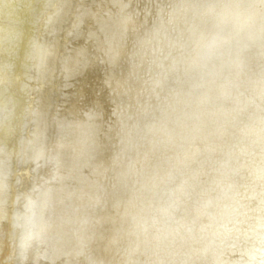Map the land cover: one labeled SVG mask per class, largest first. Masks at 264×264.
Wrapping results in <instances>:
<instances>
[{
  "label": "rangeland",
  "instance_id": "obj_1",
  "mask_svg": "<svg viewBox=\"0 0 264 264\" xmlns=\"http://www.w3.org/2000/svg\"><path fill=\"white\" fill-rule=\"evenodd\" d=\"M16 1L0 0V264H264V0H137L123 53L96 68L89 98L105 107L85 110L92 127L78 141L61 118L49 146L42 117L21 203L50 0ZM82 38L74 27L59 108L77 87Z\"/></svg>",
  "mask_w": 264,
  "mask_h": 264
},
{
  "label": "bare ground",
  "instance_id": "obj_2",
  "mask_svg": "<svg viewBox=\"0 0 264 264\" xmlns=\"http://www.w3.org/2000/svg\"><path fill=\"white\" fill-rule=\"evenodd\" d=\"M136 1L94 0L92 4H88V0L49 1V8L46 14H43L44 16H42L38 26L36 46L30 67V98L26 110L24 132L20 143L22 162H20L19 168H17L19 184L12 200L17 199V202L21 203L28 193L29 185L34 178L31 172L32 163L30 160L39 147L36 144L37 139L35 136L39 135L41 127L44 124H42V117L44 115L48 117V122L46 120L47 124H50L48 126V134H46L48 146L54 140L55 132L53 126L61 118L68 119L69 124H77V134L72 136V138L77 136V141L91 131L92 122H88L87 111L85 114V110L90 111L97 106L103 110L106 105V102L101 99L102 96L99 98L93 97L92 100L89 98L91 92L98 89L95 86L98 83L96 79L99 75L96 68L103 65L111 53H123L125 47L118 45L119 41L126 38L129 30L136 27L138 22L141 21L140 19H135L133 15ZM89 8L91 10H88ZM85 10H88V13L83 15ZM23 14L22 16H24ZM76 26L77 31L82 29L83 33L82 41L79 42V48L77 49V87L75 92L66 99L65 107L59 108L58 105L61 97H63L62 87L64 86L62 82V74L64 73L63 58L68 53L70 32ZM26 27L29 26L27 25ZM53 35L57 38L55 44L52 40ZM41 39H43L42 45L39 44V40L41 41ZM82 58H87L88 63L82 65V61L79 62ZM37 64H39L38 69ZM44 76H48L46 84L43 82ZM111 77L113 76H108V80L110 86H113L114 81H111ZM19 107L17 108L19 109ZM53 116L56 117L53 119ZM99 119L100 116L98 115L95 123ZM96 125L98 129H102L100 123ZM12 191H14V188ZM12 191L10 192L12 193ZM65 246H67V241L61 245L60 250L65 249ZM55 260L60 261L59 256H56ZM59 261L56 263L58 264Z\"/></svg>",
  "mask_w": 264,
  "mask_h": 264
}]
</instances>
